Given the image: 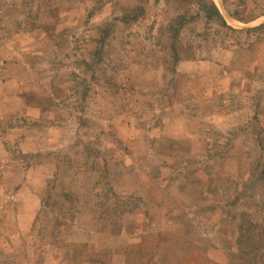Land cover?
Segmentation results:
<instances>
[{"label": "rangeland", "instance_id": "374dc122", "mask_svg": "<svg viewBox=\"0 0 264 264\" xmlns=\"http://www.w3.org/2000/svg\"><path fill=\"white\" fill-rule=\"evenodd\" d=\"M194 2L0 0V116L13 115L0 183L11 181L15 195L1 200L0 230H35L0 241L2 253L7 244L18 253L33 242L36 255L42 244L73 245L69 230H113L138 206L146 230H193L208 249L182 264H264V246L255 247L264 227V0H212L227 27ZM182 14L173 46L168 29ZM18 91L45 121L22 114ZM44 129L64 136L27 139ZM32 147L57 151L58 163L31 166L35 154L21 148ZM59 163L93 184L91 211L65 188ZM34 195L42 204L31 208L23 199ZM115 257L110 264H123Z\"/></svg>", "mask_w": 264, "mask_h": 264}, {"label": "crops", "instance_id": "0c3cea01", "mask_svg": "<svg viewBox=\"0 0 264 264\" xmlns=\"http://www.w3.org/2000/svg\"><path fill=\"white\" fill-rule=\"evenodd\" d=\"M214 4L221 14L220 6L217 3ZM2 66H4V63H2ZM17 93L18 95L16 96V99L21 100L20 106H23L21 110L22 114L29 116L33 120L45 121L43 119L44 114L42 113L44 110L34 109L33 107H35V105L27 101L26 98L24 99L21 91H18ZM38 105L41 107L40 102ZM52 106L57 108L58 105L53 104ZM34 111L35 113H32ZM11 114L12 113L0 116V144H2L1 141L8 134L6 128L7 123L13 117ZM61 117L62 115L60 117L52 118L50 121H59ZM21 132H23V130L18 133ZM60 132V129H55V131L53 130L50 132H48L47 129H44L42 132L37 133V137L30 135L27 139L39 138L40 142L42 141V144H45L53 134H56L58 138H62L64 132L62 134ZM76 134L78 136L82 135L80 131ZM58 135H60V137ZM57 144L58 143L54 144L51 148L56 149ZM208 145L209 142L206 143L207 149ZM7 147L8 145L5 144V146L1 148L2 151H6ZM21 149L23 151L22 153H25L26 155L35 154L31 156V166L33 167L37 166V163L38 165L41 163L46 164L47 162H50L53 165H55V162L58 163L59 154L57 151H53L50 154L45 153V155L39 153L37 148L34 147L27 150H23V148ZM57 169L64 170L65 178L63 179V183L65 188L69 191L81 194L82 206L80 207H82V211H91L93 208V202L91 201L90 195L93 184L91 182L85 184V175L80 173L81 169L72 166L63 167L60 163L59 166H57ZM101 170L102 168H99L95 170V172H91L92 174H89L88 177L96 175L97 173L101 174ZM88 177L87 180L89 179ZM10 186L13 188V183L11 181H8V183L7 181H4V184L0 183V214L5 210V208L3 210V206L1 205L5 200V197H8L9 203L10 199L15 196L10 195L7 191V188ZM87 187H90L89 196L85 194V188ZM13 190L14 192L19 191L17 186ZM25 198L27 197H24L23 199L25 203H32V201H34L31 208L38 207L36 204H42V198L40 196L38 197L34 195V200L32 199V196H30L27 201H25ZM1 200L3 201L1 202ZM27 206H30V204ZM130 215L133 216V221L123 223L113 230L111 225L107 226V230H101V232L99 230H95L97 232L93 230H69V233H72V236L75 239V241L72 240L73 245L67 244L64 240L54 246L42 244L43 246L41 245L38 255L35 253L36 247L33 245V242L28 243L26 246L24 245V248H18V253H16L15 245L14 247H10V244H7V255L2 253V250L0 249V264H110V261L112 262V257L114 256H116L114 260L121 257L123 264H182L183 257L185 255H191L192 251L200 252L204 250L205 253L208 252L207 248H205V250L202 245L192 242L191 237L193 230H146V227L140 225L141 220H138V218L147 220L148 215L144 208H138L137 206L136 209L131 211ZM33 232H35V230H2V232L0 230V241L5 244L9 242L10 235H22V233L24 235H29ZM0 245L2 246L3 244L0 243ZM75 248L78 249L75 250ZM21 250H26L27 253L22 255ZM147 250H149V252L145 257L144 251ZM40 253L42 254V257Z\"/></svg>", "mask_w": 264, "mask_h": 264}, {"label": "trees", "instance_id": "16d2710c", "mask_svg": "<svg viewBox=\"0 0 264 264\" xmlns=\"http://www.w3.org/2000/svg\"><path fill=\"white\" fill-rule=\"evenodd\" d=\"M192 1H195V0H192ZM194 3L196 5V7L198 8V10L201 13L205 14L207 19H209V20L216 19L224 27H227L222 15L220 14L218 8L212 2V0H197V2H194ZM138 10H140V8H138ZM135 16H133V17H135ZM129 17H131V16H129ZM233 17L238 19V16H237L236 12H233ZM186 24H187V17H186L185 14L177 16L173 20L172 24H170L168 30H169V33H170V39H171V42H172L173 46L177 43V39L179 38L180 33H181V31L183 30V28L185 27ZM173 46H172L171 49L174 51V47ZM252 228L254 229V226ZM255 229H258V236H259V239H260V241L256 242L255 247H258V250L259 249L262 250L263 246H264V227L257 226V227H255ZM241 234H240V232L238 233V236L235 239V246L237 247V251H239L241 254H244L243 257L246 258V256L248 257V254L246 255V252H244L245 243H244V237H242ZM247 234L250 236V242H252V240H251L252 239V234L248 230H247ZM249 262H250V264H257L256 260L253 261V262L251 260Z\"/></svg>", "mask_w": 264, "mask_h": 264}, {"label": "bare ground", "instance_id": "6f19581e", "mask_svg": "<svg viewBox=\"0 0 264 264\" xmlns=\"http://www.w3.org/2000/svg\"><path fill=\"white\" fill-rule=\"evenodd\" d=\"M217 2H219V0H216Z\"/></svg>", "mask_w": 264, "mask_h": 264}, {"label": "water", "instance_id": "95a60500", "mask_svg": "<svg viewBox=\"0 0 264 264\" xmlns=\"http://www.w3.org/2000/svg\"><path fill=\"white\" fill-rule=\"evenodd\" d=\"M226 17H228V16L226 15Z\"/></svg>", "mask_w": 264, "mask_h": 264}]
</instances>
